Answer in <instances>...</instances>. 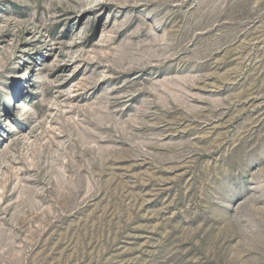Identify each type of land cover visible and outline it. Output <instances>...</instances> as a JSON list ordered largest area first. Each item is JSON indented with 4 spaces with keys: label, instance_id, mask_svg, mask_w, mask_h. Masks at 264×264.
Returning <instances> with one entry per match:
<instances>
[{
    "label": "rangeland",
    "instance_id": "rangeland-1",
    "mask_svg": "<svg viewBox=\"0 0 264 264\" xmlns=\"http://www.w3.org/2000/svg\"><path fill=\"white\" fill-rule=\"evenodd\" d=\"M0 264H264V0H0Z\"/></svg>",
    "mask_w": 264,
    "mask_h": 264
}]
</instances>
